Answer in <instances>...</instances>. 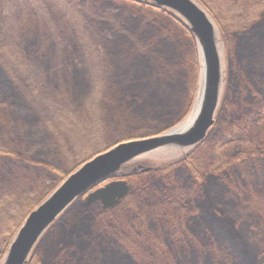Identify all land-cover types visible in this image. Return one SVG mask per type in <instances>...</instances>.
<instances>
[{
  "label": "trees",
  "instance_id": "16d2710c",
  "mask_svg": "<svg viewBox=\"0 0 264 264\" xmlns=\"http://www.w3.org/2000/svg\"><path fill=\"white\" fill-rule=\"evenodd\" d=\"M127 1L180 44L192 41L194 66L199 68L194 36L178 15L146 0ZM198 1L221 26L226 17L236 13V21L230 20V26L238 36L247 38V50L240 55L252 61L253 51L264 47V0ZM252 2L260 5L252 6L254 14L247 20L244 11ZM42 6L35 8L27 24L24 19L20 21L27 14L12 5V22L0 24L3 232L9 231L15 221L20 226L43 202L45 197L28 196L38 191L36 177H42L33 168H54L52 153L56 148L58 154L60 150L65 152L61 147L66 146L65 135L69 134L65 128L81 116V102L75 99V88L68 85L69 79L63 74L54 38L46 34L48 24L43 25V31V19L36 20L46 11ZM224 32L228 38L229 33ZM245 63L247 60L241 59V67ZM251 64L246 67L252 70L251 76L242 77L235 91L237 114L230 118L233 131L227 142L215 133L214 125L200 144L175 159L159 163L147 159L123 166L109 180H128L131 192L126 202L103 210L100 202L86 207L81 198L77 199L40 239L29 264H264V69ZM230 84L217 119L229 96ZM195 95L196 88L192 89L188 108ZM79 122L77 129L86 134L89 130ZM91 136L97 141L95 131ZM116 143H106V149L91 152L73 171ZM56 160L68 164L64 158ZM139 164L151 169L134 171ZM53 170L64 178L73 172L57 167ZM146 210L148 213H144ZM250 232L257 236L250 237Z\"/></svg>",
  "mask_w": 264,
  "mask_h": 264
},
{
  "label": "rangeland",
  "instance_id": "374dc122",
  "mask_svg": "<svg viewBox=\"0 0 264 264\" xmlns=\"http://www.w3.org/2000/svg\"><path fill=\"white\" fill-rule=\"evenodd\" d=\"M43 2L46 4L42 6ZM199 3L213 19L207 7ZM258 3L252 2L245 9L247 20L254 14L252 11L255 7L252 6ZM12 5L16 11L23 10L27 14L20 17V21L24 19L27 24L35 8H46L45 13H40L36 20L43 19L40 20L43 31V25L48 24L46 34L54 38V50L61 62L63 74L69 79L68 85L75 88V99L81 102L78 109L81 116L73 118L75 120L72 121V126L65 128L69 132L65 135L66 146H61L65 152L60 150L58 154L56 148V152L52 153L55 159L51 161V165L54 168L72 172L81 160L90 157L91 152L106 149V143H116L129 136L168 131L182 123L195 108L201 90V71L200 64L199 68L194 66L192 41L188 39L184 41V45L180 44L159 25L149 22L127 0H0V24L12 22ZM244 12L240 15L245 17ZM233 14L222 21V26L213 19L223 62L222 94L214 131L226 142L233 131L230 118L237 114V106L233 103L237 85L241 83L242 77L247 79L251 76L249 72L252 70L246 67L252 63V66L255 64L264 69V47L254 48L250 62L248 57L246 59L247 55L241 57V51L247 50L249 43L247 38L236 34L237 30H232L229 21L235 22L237 16L236 13L234 16ZM223 28L229 33L228 38ZM179 30L183 33L181 28ZM241 59L247 60L242 67ZM244 71L245 74L241 76ZM229 82V96L217 119ZM195 88L196 95L188 108L192 89ZM79 120L89 130L86 134L77 129L81 123ZM94 131L98 136L97 141H93L91 136ZM187 151L178 147H164L133 162L149 159L159 163L175 159ZM62 153L65 154L61 157ZM229 154H232V150ZM57 158H64L68 164L60 163ZM44 168H33L42 177H36L38 191L33 190L28 196H42L45 200L67 178L50 166ZM147 210L144 213H148ZM21 225L15 221L10 232H3L2 226L0 227V264ZM249 234L250 237L257 236L252 232Z\"/></svg>",
  "mask_w": 264,
  "mask_h": 264
},
{
  "label": "water",
  "instance_id": "95a60500",
  "mask_svg": "<svg viewBox=\"0 0 264 264\" xmlns=\"http://www.w3.org/2000/svg\"><path fill=\"white\" fill-rule=\"evenodd\" d=\"M146 1L173 11L194 36L201 71L197 107L182 123L168 131L117 142L80 165L26 217L2 264H29L40 239L77 199L81 198L86 207L100 202L103 210L121 204L129 196L131 186L126 179H109L123 166L164 147L189 150L201 143L215 125L222 94L223 62L213 19L197 0ZM138 168L151 169L139 164L134 171ZM104 181L108 182L96 187Z\"/></svg>",
  "mask_w": 264,
  "mask_h": 264
},
{
  "label": "bare ground",
  "instance_id": "6f19581e",
  "mask_svg": "<svg viewBox=\"0 0 264 264\" xmlns=\"http://www.w3.org/2000/svg\"><path fill=\"white\" fill-rule=\"evenodd\" d=\"M197 105H198V103H197ZM197 105H196V107H197Z\"/></svg>",
  "mask_w": 264,
  "mask_h": 264
}]
</instances>
